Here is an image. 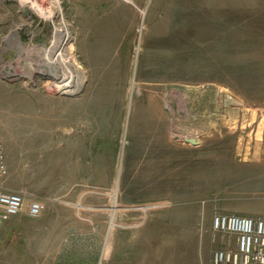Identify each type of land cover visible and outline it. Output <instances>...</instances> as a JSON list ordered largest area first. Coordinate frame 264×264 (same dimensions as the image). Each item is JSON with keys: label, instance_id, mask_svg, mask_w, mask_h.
I'll return each mask as SVG.
<instances>
[{"label": "rangeland", "instance_id": "obj_1", "mask_svg": "<svg viewBox=\"0 0 264 264\" xmlns=\"http://www.w3.org/2000/svg\"><path fill=\"white\" fill-rule=\"evenodd\" d=\"M28 1L0 0V142L45 210L0 264H209L215 215L264 217V0Z\"/></svg>", "mask_w": 264, "mask_h": 264}, {"label": "built area", "instance_id": "obj_2", "mask_svg": "<svg viewBox=\"0 0 264 264\" xmlns=\"http://www.w3.org/2000/svg\"><path fill=\"white\" fill-rule=\"evenodd\" d=\"M7 176L4 148L0 142V226L22 214L39 219L45 210L44 202L27 199L24 192L9 190L4 184ZM211 229L213 242L216 235L226 236L228 241L225 248L212 253L209 264H264V217L217 214L212 218Z\"/></svg>", "mask_w": 264, "mask_h": 264}, {"label": "bare ground", "instance_id": "obj_3", "mask_svg": "<svg viewBox=\"0 0 264 264\" xmlns=\"http://www.w3.org/2000/svg\"><path fill=\"white\" fill-rule=\"evenodd\" d=\"M36 1V0H35ZM28 2V0H23V3ZM51 0H40L39 3H33L31 4L30 8L31 11L34 12V14H38L42 16L44 19L49 20L50 22L52 21V16L54 15V12L52 11L51 7L48 5ZM63 35L61 39V44L58 46V48L54 45V55L52 56L53 59L51 62H47V64L44 66V69L48 73L49 76H53L55 74V64L61 62L67 69L73 71L74 77L71 79L63 80L60 83L63 86L64 90H68L69 88L72 87H79V79H78V65L75 61V59L71 56L68 55V57L65 59L63 57V53L66 51L64 49L65 42L67 39L70 37V33L67 29H58L56 31V35ZM57 48V49H56ZM66 56V55H65Z\"/></svg>", "mask_w": 264, "mask_h": 264}, {"label": "water", "instance_id": "obj_4", "mask_svg": "<svg viewBox=\"0 0 264 264\" xmlns=\"http://www.w3.org/2000/svg\"><path fill=\"white\" fill-rule=\"evenodd\" d=\"M23 14L25 16H28L29 15V16L34 17V15H32V13L30 12V10L28 8H26V7L23 9ZM182 141L184 143H186V144L191 145V146H198L200 144V142L197 139L192 138V137H184V138H182Z\"/></svg>", "mask_w": 264, "mask_h": 264}, {"label": "crops", "instance_id": "obj_5", "mask_svg": "<svg viewBox=\"0 0 264 264\" xmlns=\"http://www.w3.org/2000/svg\"><path fill=\"white\" fill-rule=\"evenodd\" d=\"M28 3H29V1H28ZM227 103L228 104H234V101L232 99L228 98L227 99ZM58 264H70V263L64 261V262H59Z\"/></svg>", "mask_w": 264, "mask_h": 264}]
</instances>
